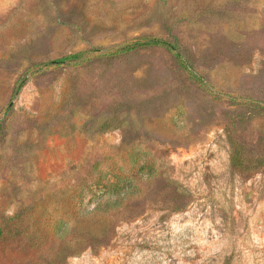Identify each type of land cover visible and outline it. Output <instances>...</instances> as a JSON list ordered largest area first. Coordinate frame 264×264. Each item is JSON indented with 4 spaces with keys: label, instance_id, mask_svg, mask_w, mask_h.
Returning <instances> with one entry per match:
<instances>
[{
    "label": "rangeland",
    "instance_id": "374dc122",
    "mask_svg": "<svg viewBox=\"0 0 264 264\" xmlns=\"http://www.w3.org/2000/svg\"><path fill=\"white\" fill-rule=\"evenodd\" d=\"M148 38L206 85L111 53ZM0 228V264H264V0H0Z\"/></svg>",
    "mask_w": 264,
    "mask_h": 264
},
{
    "label": "trees",
    "instance_id": "16d2710c",
    "mask_svg": "<svg viewBox=\"0 0 264 264\" xmlns=\"http://www.w3.org/2000/svg\"><path fill=\"white\" fill-rule=\"evenodd\" d=\"M146 45H161V46H164L167 49L171 50L174 53V56H175L177 62L179 63V65L182 68H184L186 71H188L191 74V76H193L199 83H201L202 85H206L205 79L201 75L195 73L192 70V68L190 67V65L186 61V59L178 51L176 45L174 43H171V42L166 41L164 39L148 38L146 40H136L132 43L123 44V45H120V46L114 48L111 51V53L112 54L125 53L128 51L134 50L138 47L146 46ZM84 54H85L84 52H75V53L66 54V55L60 56L56 59H50L45 64L46 65H56V66L77 64V63H79L85 59ZM23 83H24V79L21 77H19L15 81L13 88H12V95L13 96L17 95V93L20 91ZM9 105L12 106V101L10 102ZM13 218L14 217H11V219H13ZM52 230H53V233L55 235H57L59 233L61 234L63 231V230H60L59 225H56V224L53 225ZM3 237H4V229L0 228V241Z\"/></svg>",
    "mask_w": 264,
    "mask_h": 264
}]
</instances>
